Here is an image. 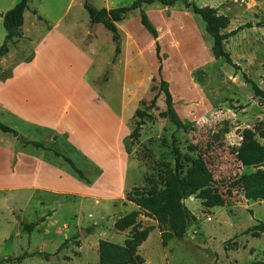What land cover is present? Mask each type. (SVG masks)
<instances>
[{
  "label": "rangeland",
  "instance_id": "374dc122",
  "mask_svg": "<svg viewBox=\"0 0 264 264\" xmlns=\"http://www.w3.org/2000/svg\"><path fill=\"white\" fill-rule=\"evenodd\" d=\"M30 1L31 7H39L41 20H60L62 29L92 53L95 65L89 79L96 81L106 72L103 81L111 75L109 87L95 83L103 93L110 91L117 117L105 134L111 150L95 163L96 156L88 157L68 140L67 118L54 135L58 140L51 142L48 128L0 112V121L18 132L15 140L0 131V157L1 148L12 140L25 145L23 137H33L71 158L90 179L81 178L57 157V172L63 176L59 182H51L48 190H18L24 185L22 175L13 176L0 160V264H264V231L249 230L264 222V102L242 75L245 72L264 89V0H189L225 16L229 24L218 23L223 33L244 26L224 41L241 70L214 57L206 22L182 2L143 6L159 30L157 39L142 25L141 10L136 9L125 14L121 38L115 41L102 23L90 22L85 7L89 0ZM90 1L98 8H115L135 0ZM128 32L138 46L129 41ZM117 44L124 51L121 63L120 54L115 57ZM138 68L142 83L122 115L123 75L133 84ZM161 79L169 82L181 126L167 115ZM67 108L70 113L71 106ZM140 120L144 124L134 135ZM116 171L124 172V181L110 179ZM183 190L192 193L180 199ZM125 191L122 202L140 210L136 218L128 217L135 210L128 207L115 215ZM160 192L165 196L159 211L164 228L176 232L186 223L184 207L195 216L187 222L185 235L171 238L165 247L152 207ZM24 223L34 225L31 232ZM110 231L126 237L111 241ZM136 234L147 237L137 248H129L126 240L136 242ZM100 240L108 242L101 245ZM35 252L41 253L31 255Z\"/></svg>",
  "mask_w": 264,
  "mask_h": 264
},
{
  "label": "crops",
  "instance_id": "0c3cea01",
  "mask_svg": "<svg viewBox=\"0 0 264 264\" xmlns=\"http://www.w3.org/2000/svg\"><path fill=\"white\" fill-rule=\"evenodd\" d=\"M19 2L20 0H0V46L8 33L4 26L3 15ZM32 7L29 4L24 12L22 37L17 40L16 45L10 46L7 54L0 57V68L3 71L10 70L5 77L0 73V112L8 113L13 117L19 116L29 125L44 127L45 130L48 128L46 131L50 135L51 142L58 140L54 135H59L58 127L67 118L68 127L64 133L68 136V140L88 157L89 154L96 156L92 161L97 163L101 156L107 157V152L111 150V146L107 145L105 134L110 132L113 117L117 114L110 106V91L103 93L98 85L96 87L95 82L98 84L102 82L109 87L111 75L103 81L106 72L98 74L96 81L89 79L88 74L95 65L92 53L81 47L71 34L62 29L60 20L54 22L44 18L41 20L39 7L35 6L36 9ZM121 22L117 23L119 30ZM44 23L48 24L44 25ZM127 37L132 43H137V38L130 32ZM136 45L138 46V43ZM123 55L124 51L120 53L121 58L118 63L123 61ZM138 73L139 78L133 84H128L126 75H123L120 92L122 115L126 113L128 99L136 97L142 83L143 73L139 68ZM70 106L72 111L68 113L67 107ZM64 113L69 115L64 116ZM120 120L122 122L121 118ZM23 138L26 142H41L51 150L28 143L25 145L17 141L15 143L12 140L10 145L7 144L6 149L1 148L3 149L0 157L2 167L10 170L13 176L22 175L24 185H19L16 189L48 190L47 187L51 182H59L63 178L62 173L59 174L56 168L57 157L62 156H58L55 151L61 152L54 149L51 144L46 145L42 140L33 137ZM83 172L85 174L83 179L90 180L86 172ZM110 176L112 181H117L116 179L124 181L125 174L116 171ZM99 181L97 180L96 184ZM128 191L124 192L119 201L121 211L115 214L116 216L125 211L123 207L135 209L134 206H127L122 202ZM64 193L68 196L74 195L72 191ZM44 201L42 204H45ZM111 223L114 226V220ZM110 232V238L106 237V239L114 242L119 243L126 237L124 234Z\"/></svg>",
  "mask_w": 264,
  "mask_h": 264
},
{
  "label": "trees",
  "instance_id": "16d2710c",
  "mask_svg": "<svg viewBox=\"0 0 264 264\" xmlns=\"http://www.w3.org/2000/svg\"><path fill=\"white\" fill-rule=\"evenodd\" d=\"M178 2H182L186 8L191 9L195 14L201 16V18L206 22V30L207 32L212 36L213 38V55L215 58H224L225 61L231 65L232 67L241 70L240 65L235 63L232 59V56L230 52L226 51L224 48V41L228 40L230 37L236 35L244 29V26H240L234 30H231L229 32L223 33L221 31V26L218 24L220 21H224V27H226L229 24V20L223 16L219 15L217 13V9H214L210 6H198L193 2H190L189 0H135L131 5L129 6H120L115 8H98L92 4V2L89 0L85 7L88 10L89 16H90V22L92 24L96 23H102L110 32L113 33V38L115 41H118L120 37V32L117 26L118 22H121L123 20V17L126 13L140 9L141 10V23L142 25L152 34V36L157 39L159 37V30L158 28L152 23L150 20L148 14L143 10L144 5H152L155 3H160L164 6L171 7L175 5ZM29 7V0H20V2L11 10L6 12L3 15L4 18V26L7 29L8 33L6 35V38L3 42V44L0 46V57L7 54L10 51V46L16 45V42L19 38L22 37V25L24 24V12ZM35 14H37V11H34ZM40 19H42L41 16H39ZM157 47V57L161 61V46L160 43L156 42ZM121 52V46L117 44L116 46V53L115 57H117ZM162 69V66L159 67V70ZM5 72L0 68V73L2 77H5ZM242 75L248 83L255 96L260 99L261 102H264V89L260 87V85L250 78L245 72H242ZM160 91L165 94L166 97V104L168 107L167 115L171 117L173 122L181 126V120L177 116L174 106H173V95L169 88V82L165 79L160 80ZM144 122L140 120L137 123V128L134 130V135L138 133V127L143 125ZM0 130L5 133H12L14 135H18V132L13 129L12 127L4 124L0 121ZM28 144H32L35 147L43 148L46 150H51L47 146H45L41 142L37 141H27ZM55 153L58 156H62L66 162H68L73 170H75L81 178H85V174L82 170H80L74 161L69 158L68 156H65L57 151ZM169 189V186H168ZM164 192L156 193L154 196V201L152 203L153 209L157 211L158 220L160 223V230L163 232L162 234V244L163 246H167L168 241L173 237L182 238L187 229V222H191L194 220L195 216L191 214L186 207H184V220L186 221L185 224L179 229L176 230V232H173L172 229H166L163 227V222L160 218L159 211L165 204V196L163 197ZM192 192H186L183 190L182 195L180 196V199L187 198ZM153 195V194H152ZM138 206L143 207L141 203L138 201H135ZM141 214L140 210H134L131 212L128 217H137ZM133 227L135 223L132 224ZM24 227L28 232H31L34 225L32 223H24ZM116 227H119V222H116ZM262 230L264 231V222H260L259 224L255 225L253 228L249 229L251 230ZM147 235L146 234H136L135 240L136 242H132L130 239L126 240V244L129 248H137L138 245H140L143 241H145ZM108 241L100 240V244H105ZM110 243V242H109ZM41 252H35L31 255L40 254Z\"/></svg>",
  "mask_w": 264,
  "mask_h": 264
},
{
  "label": "water",
  "instance_id": "95a60500",
  "mask_svg": "<svg viewBox=\"0 0 264 264\" xmlns=\"http://www.w3.org/2000/svg\"><path fill=\"white\" fill-rule=\"evenodd\" d=\"M20 139H22V136H19Z\"/></svg>",
  "mask_w": 264,
  "mask_h": 264
}]
</instances>
